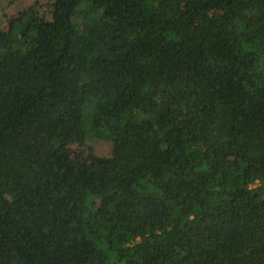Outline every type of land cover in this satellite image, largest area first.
I'll use <instances>...</instances> for the list:
<instances>
[{"label": "trees", "instance_id": "1", "mask_svg": "<svg viewBox=\"0 0 264 264\" xmlns=\"http://www.w3.org/2000/svg\"><path fill=\"white\" fill-rule=\"evenodd\" d=\"M52 4L0 29V264H264V0Z\"/></svg>", "mask_w": 264, "mask_h": 264}, {"label": "rangeland", "instance_id": "2", "mask_svg": "<svg viewBox=\"0 0 264 264\" xmlns=\"http://www.w3.org/2000/svg\"><path fill=\"white\" fill-rule=\"evenodd\" d=\"M53 0H0V29L3 32L9 31L11 22L21 14L29 13L32 18L42 17L49 19L53 13ZM194 23V27H195ZM91 147L97 156H109L111 143L103 139L90 141L85 145H71L70 153H86Z\"/></svg>", "mask_w": 264, "mask_h": 264}]
</instances>
